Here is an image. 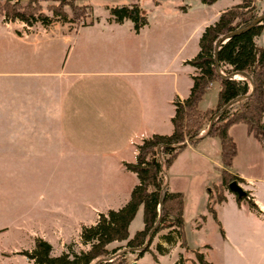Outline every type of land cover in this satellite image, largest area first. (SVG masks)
I'll list each match as a JSON object with an SVG mask.
<instances>
[{
  "label": "crops",
  "instance_id": "obj_1",
  "mask_svg": "<svg viewBox=\"0 0 264 264\" xmlns=\"http://www.w3.org/2000/svg\"><path fill=\"white\" fill-rule=\"evenodd\" d=\"M219 1L223 0L214 4ZM235 3L228 0L216 10L211 25ZM186 11L182 10L184 15ZM85 17L86 23L75 28L0 24V188L11 178L18 185V178L20 198L13 205L12 220L38 221V230L22 231L27 244L31 242L28 249L25 245L5 249L8 229H0V264L20 249V254L31 252L35 239L49 244L52 256L64 253L62 249L53 255L52 242L62 248L78 244L86 251L80 229L126 204L137 179L124 165L134 163L143 140L172 133L173 103L188 97L194 70L186 62L192 58L149 59V42L142 39L147 21L135 33L130 22L116 24L109 13L104 21L93 18L90 10ZM263 33L264 28L257 39ZM186 67L190 70L181 80L179 70ZM228 135L236 149L231 173L255 206L253 210L246 201L236 202L228 190L223 192L224 201L214 206L221 242L234 250L233 236L243 226H264V149L241 124L231 126ZM219 170L218 143L204 135L195 147L186 146L165 172V190L183 195V221L193 231L202 229L192 224L198 217L203 222L211 218L207 193L220 183ZM28 178L35 180L27 183ZM228 206L226 230L220 211ZM130 225L128 239L142 229L141 223L140 230L130 233ZM163 236L171 242L167 244ZM123 246L112 243L106 248ZM157 246L166 253L179 248L171 230L156 233L149 252ZM196 249L204 257L211 251L208 245ZM179 250L176 260L182 255Z\"/></svg>",
  "mask_w": 264,
  "mask_h": 264
},
{
  "label": "trees",
  "instance_id": "obj_2",
  "mask_svg": "<svg viewBox=\"0 0 264 264\" xmlns=\"http://www.w3.org/2000/svg\"><path fill=\"white\" fill-rule=\"evenodd\" d=\"M216 1L199 0L205 6H211ZM233 1L236 2L234 5L221 12L212 25L204 28L197 43L196 55L186 62L194 74L188 97L173 103L172 133L169 136L153 135L143 140L136 147L134 163L124 165L137 179L126 204L117 211L98 215L93 226L80 229V244L88 246L86 251H68L52 256L49 244L35 239L31 252L22 253L32 264H90L114 254L117 250L106 248L112 243H124L127 252H122L110 263L97 264H135L149 251L151 238L162 230H171L179 248L194 258V261H188L181 255L173 264H212L205 260L199 249L186 247L183 195L165 190V172L185 149L184 142L195 147L204 135L217 141L220 183L212 185L207 193L206 209L222 236L214 206L224 201L223 192L228 190L231 182H240L231 173L236 149L228 135L229 128L243 125L247 135L264 149V47L254 43L263 31L264 16L257 24L244 30L257 18L255 0ZM46 11L50 17L42 13V7L36 0H6L0 3V17L27 26L34 23L48 26L57 22L77 27L79 19L89 11V6L80 4L79 0H53L52 5L46 6ZM107 11L116 24L130 22L135 33L146 25L145 13L137 3L111 7ZM212 86L216 87L215 104L212 108L200 110L198 104ZM201 131H204L203 135H200ZM247 197V193L241 198L235 195V200L246 201L248 207L255 210ZM138 208L141 209L142 229L128 239L127 228ZM163 240L167 244L171 242L169 236H163ZM155 250L159 255L166 253L160 246ZM128 253L134 255L131 262L127 261Z\"/></svg>",
  "mask_w": 264,
  "mask_h": 264
},
{
  "label": "rangeland",
  "instance_id": "obj_3",
  "mask_svg": "<svg viewBox=\"0 0 264 264\" xmlns=\"http://www.w3.org/2000/svg\"><path fill=\"white\" fill-rule=\"evenodd\" d=\"M6 0H0V3ZM42 7V13L50 17V13L46 11L47 5H52L53 0H36ZM228 0L219 1L213 6L202 5L198 0H79L80 4L89 6L90 14L93 18L103 20L108 16V8L127 6L132 3H137L140 8L144 11L147 21V26L143 30L142 39L149 42L148 57L158 61L160 58L168 59V57L178 56L193 58L197 53V38L202 31L203 26H209L213 22L214 14L216 10L220 9L224 3ZM187 10L186 15L182 10ZM255 10L257 17H262L264 14V0H255ZM69 15V14H68ZM83 16L79 19L77 25L85 24L87 20ZM104 21V20H103ZM0 24L6 25L4 20L0 18ZM128 26L129 22H125ZM9 26L22 25L19 21H11ZM60 25L57 22L51 23L49 26ZM69 28H75L76 26H67ZM256 45L259 47L264 46V33L261 38L254 39ZM134 43V42H133ZM181 47V49H180ZM179 51L176 54V52ZM139 57H142L138 53ZM133 57L136 55L133 53ZM179 57V58H180ZM160 61V60H159ZM160 63V62H159ZM176 65H174L175 67ZM174 69V68H173ZM187 67L183 70H179L180 79L183 80L187 71ZM185 73V74H184ZM233 78L238 79L234 76ZM216 101V87H210L204 94L202 100L198 104L200 110L206 108H212ZM201 135L204 131H201ZM15 171V170H14ZM27 183H32L35 179H26ZM19 185L20 180L16 179ZM22 181V180H21ZM5 187L0 188V204L3 206L0 208V229L7 228L8 231L4 233L3 247L7 250H14L15 247L25 245V249H28L31 242L25 241L24 237L25 229L30 227L38 230V221H13L16 214L14 210V203L20 198L18 185H14L11 179H7ZM6 188V189H5ZM211 191V190H210ZM230 206L225 207L223 211H220V218L222 223L227 230L228 221L225 216L228 215ZM227 212V213H226ZM226 214V215H225ZM230 217V215L228 216ZM6 221H2V220ZM204 219L198 217V220L192 222L193 226L202 225V229L199 231H193L192 226L184 221L183 235L186 247L188 249L201 248L204 245L211 247V251L205 256V260L212 264H264V226L256 227L254 224H246L243 226L240 232H237L233 237L236 247L231 250L221 242L217 227L213 223L210 217H207L205 222ZM224 220V221H223ZM44 224L52 221H43ZM72 222V221H69ZM88 222V221H79ZM235 223L234 221H230ZM241 228V227H240ZM141 229V209L138 208L131 225L129 228L130 233ZM236 229V228H235ZM153 237L151 238V240ZM151 243V242H150ZM53 255L59 254V251L66 253L72 251L78 253L81 250V246L78 244H71L62 248L59 243L52 242ZM123 244V243H122ZM150 247V244H149ZM148 247V248H149ZM117 250L114 254H121L127 252V249L123 247L112 248L111 250ZM181 249V248H180ZM182 250V249H181ZM205 249L203 248V251ZM19 250L17 253L8 255L11 259L5 261L6 264H32L31 261L22 256ZM152 254L148 251L143 254L139 259V264H173L177 258V253L180 251L178 247L171 248L165 255H159L154 248H150ZM200 251V249H199ZM5 255V254H3ZM113 255V254H111ZM110 256L100 258L92 261L90 264H97L100 261H107ZM2 256V255H1ZM133 254L128 253L126 255L127 261L131 262ZM153 257L156 258V262L153 261ZM182 257L188 261H194L193 256L190 253H184L182 250Z\"/></svg>",
  "mask_w": 264,
  "mask_h": 264
},
{
  "label": "water",
  "instance_id": "obj_4",
  "mask_svg": "<svg viewBox=\"0 0 264 264\" xmlns=\"http://www.w3.org/2000/svg\"><path fill=\"white\" fill-rule=\"evenodd\" d=\"M264 15H262L263 17ZM262 17H257L250 25H248L247 27L244 28L245 29H248L250 26L254 25V24H257L260 19ZM228 191L234 195H236L237 198H241V197H244L245 195V192L236 184V182H231L229 185H228Z\"/></svg>",
  "mask_w": 264,
  "mask_h": 264
},
{
  "label": "built area",
  "instance_id": "obj_5",
  "mask_svg": "<svg viewBox=\"0 0 264 264\" xmlns=\"http://www.w3.org/2000/svg\"><path fill=\"white\" fill-rule=\"evenodd\" d=\"M4 20V19H3ZM4 23L6 24V25H8L9 23H11L10 21H5L4 20ZM201 133L202 132H200V135H201ZM184 144L186 145V146H188V143L187 142H184ZM117 256H118V254H113V255H111V257H110V259H108L107 261L105 260V261H100V262H102V263H110V262H112L113 260H115L116 258H117Z\"/></svg>",
  "mask_w": 264,
  "mask_h": 264
}]
</instances>
